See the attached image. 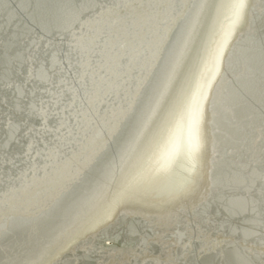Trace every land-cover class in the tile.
I'll list each match as a JSON object with an SVG mask.
<instances>
[{
  "label": "water",
  "instance_id": "water-1",
  "mask_svg": "<svg viewBox=\"0 0 264 264\" xmlns=\"http://www.w3.org/2000/svg\"><path fill=\"white\" fill-rule=\"evenodd\" d=\"M92 2L0 0V95L7 100L0 136L13 103L6 85L27 75L29 37L41 29L51 51L70 57L71 72L61 76L66 95L80 89L74 111L90 113L33 163H0V264H123L111 254L125 244L140 246L139 264H213L215 254L201 258L198 244L185 256L175 233L195 220H211L202 230L212 232L245 197L236 181L250 186L264 169V0H249L208 91L206 152L196 171L180 158L135 185L144 142L130 145L121 121L139 83L156 71L154 45L162 37L170 52L187 45L174 86L177 94L189 82L194 89L197 54L223 35L228 0H105L112 11L103 16ZM224 264H238L230 249Z\"/></svg>",
  "mask_w": 264,
  "mask_h": 264
},
{
  "label": "snow or ice",
  "instance_id": "snow-or-ice-1",
  "mask_svg": "<svg viewBox=\"0 0 264 264\" xmlns=\"http://www.w3.org/2000/svg\"><path fill=\"white\" fill-rule=\"evenodd\" d=\"M221 8L227 10L225 19L228 23L221 38L197 54L199 77L194 89L189 82V87L181 88L177 94L174 86L187 45L177 46L170 52L166 46L170 41H165L163 37L154 45L152 57L158 61L153 64L156 71L150 73L149 79L139 83L135 94L123 109L121 121V134L130 145L144 142L146 159L141 172L131 184L146 182L155 174L169 171L180 158L191 163L193 172L202 161L207 144L204 103L209 99L208 91L220 75L228 42L244 22L250 3L249 0H228ZM90 10L103 16L110 13L112 8L105 0H93ZM29 39V48L33 51L23 61V65H28L27 75L19 83L13 80L6 85L13 90V103L8 115L7 131L0 136V163L13 168L19 167L17 161L25 164L36 161L45 154L49 143L61 141L65 134L72 136L75 131L73 125L78 126L80 120L90 115L74 111L80 89H75L71 96L66 95L71 90L64 87L68 81L61 73L65 69L71 72L70 57L64 58L68 54L51 51L52 41L44 42L43 29L37 38ZM261 46L264 47V40ZM42 50L45 57L43 61ZM49 63L51 67H48ZM37 65L40 66L38 73L35 72ZM57 77H60L59 82ZM6 103L7 100L0 95V122ZM236 184L245 192V197L239 207L225 209L229 217L213 226L212 232L202 230L204 224L212 226L211 220L203 223L195 220L186 224L183 231L175 233V244L185 250V256L192 253L194 244H198L201 258L215 254L213 264H224L229 249L238 264H255L256 261L264 264V212L261 211V207H264V169L250 186L247 178L236 181ZM257 186L259 192L256 191ZM235 217L241 218L239 224L232 223ZM0 231L3 229L0 228ZM106 243L111 245L112 241ZM111 255L123 264H139L142 253L139 245L130 247L125 244Z\"/></svg>",
  "mask_w": 264,
  "mask_h": 264
}]
</instances>
